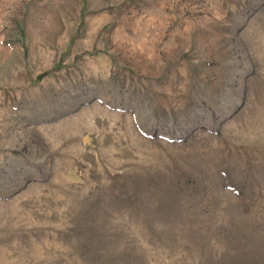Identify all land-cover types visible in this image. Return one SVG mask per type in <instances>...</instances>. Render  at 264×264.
Instances as JSON below:
<instances>
[{"label": "rangeland", "instance_id": "rangeland-1", "mask_svg": "<svg viewBox=\"0 0 264 264\" xmlns=\"http://www.w3.org/2000/svg\"><path fill=\"white\" fill-rule=\"evenodd\" d=\"M0 264H264V0H0Z\"/></svg>", "mask_w": 264, "mask_h": 264}]
</instances>
